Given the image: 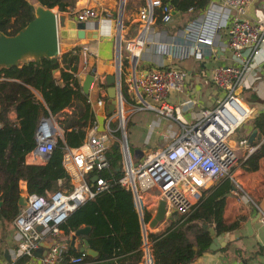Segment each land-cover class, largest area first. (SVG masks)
I'll list each match as a JSON object with an SVG mask.
<instances>
[{
  "label": "built area",
  "instance_id": "built-area-1",
  "mask_svg": "<svg viewBox=\"0 0 264 264\" xmlns=\"http://www.w3.org/2000/svg\"><path fill=\"white\" fill-rule=\"evenodd\" d=\"M251 1L225 0V4L235 11L234 15L213 20L208 13H201L175 33H170L166 27L174 16L172 3L145 0L138 11L140 26L137 34L124 39L126 60H123L121 52L117 59L119 82L115 109L111 113L108 111L110 99L106 77L97 80L95 73L87 101L92 105L96 117L87 127L83 143L76 147L67 145L64 152L63 163L70 174V185L46 194H26L27 203L21 205L13 219L14 237L18 244L16 255H32L42 240L50 239L48 251L40 257L38 264H64L62 260L69 251V243L59 237L60 225L78 206L110 188L112 178L99 172L110 165L107 150L112 144L117 145L121 152L122 175L119 181L133 192L141 212L148 206L146 193L156 190L155 204L153 208H147L155 214L160 200L165 199L167 209L164 220H169L174 211L179 214L191 213L211 181L225 177L235 180L231 170L238 155L230 138L253 113V108L239 96L237 88L251 58L264 46V20L256 22L244 17ZM70 13L77 20L91 24L98 21L100 33L113 34L117 26L120 29L123 26L122 19L113 20L108 10L93 5L82 6ZM159 17L166 27L156 26ZM106 18L111 21L108 31L103 29ZM225 27L227 42L220 38L221 29ZM116 35L119 40V33ZM215 44L223 49L228 46L233 51V63L217 64L212 70V81L224 91V95L213 107H203L194 121H188L181 114V106L170 100L173 90L185 87L187 71L167 65L164 61L143 70L139 67V58L146 48L158 58L203 59L214 51ZM81 52L83 65L74 73L80 82L82 74L90 71L88 63L92 53L86 44H82ZM71 84L77 87L73 80ZM93 89L98 90L96 96L91 94ZM126 106L130 112L152 109L173 117L179 122L180 131L166 145L148 150L140 159H134L126 131ZM98 116L103 117L102 121ZM59 136L63 134L58 114L49 112L42 115L36 130L37 144L30 151L33 159L45 162ZM240 142L248 145L247 156L258 146L249 142L247 137ZM95 175H98L96 180L93 179ZM234 190L238 195L243 190L242 198L251 199L240 183H236ZM261 220L264 223V212ZM87 254V249L72 254L68 257V263L84 264ZM150 257L148 255L147 264Z\"/></svg>",
  "mask_w": 264,
  "mask_h": 264
},
{
  "label": "trees",
  "instance_id": "trees-1",
  "mask_svg": "<svg viewBox=\"0 0 264 264\" xmlns=\"http://www.w3.org/2000/svg\"><path fill=\"white\" fill-rule=\"evenodd\" d=\"M38 1L51 8L57 6L60 11H69L76 3V0ZM163 1L171 2L175 11L203 8L209 3V0ZM34 10L30 0H0V29L16 33L34 18ZM157 21L163 23L161 17ZM81 50L82 45H76L59 57L32 59L0 69V218L12 219L20 210L22 182L26 183L27 192L39 194L70 185V174L63 163L66 146L81 145L95 118L88 94L74 76L80 68ZM58 67L60 76L54 72ZM72 80L77 87L71 84ZM34 89L42 93L43 99ZM67 108L71 111H65ZM12 111L16 112V119L11 118ZM49 112L64 116L60 119L64 134L58 137L44 163L27 162L26 155L37 144L40 117ZM253 129L258 130V138L252 143L258 146L243 159L242 167L247 171L259 169L264 157V110L253 118ZM107 156L110 165L99 174L112 178L110 188L78 206L60 225L68 235L83 225L91 226L84 236L98 253H88L85 263L93 260L96 264H139L145 263L149 254L151 264H188L210 249L212 235L204 224L215 225L221 232L236 228L243 219L238 216L227 222L224 218L227 196L236 187L232 178L225 177L204 191L191 213H176L164 228L147 231L145 225L154 214L147 207L141 213L133 192L119 181L122 175L121 169H117L121 166L119 147L112 144ZM80 252L69 246L62 262L69 264L68 257Z\"/></svg>",
  "mask_w": 264,
  "mask_h": 264
},
{
  "label": "crops",
  "instance_id": "crops-1",
  "mask_svg": "<svg viewBox=\"0 0 264 264\" xmlns=\"http://www.w3.org/2000/svg\"><path fill=\"white\" fill-rule=\"evenodd\" d=\"M30 1L34 3V1L37 0ZM114 2L116 3V0H76L75 5L70 8L69 11L63 12H66L70 17H75L70 13L71 11L79 9L85 5H93L102 10H108L110 14L113 15V9H115ZM119 12L120 6L118 10V16ZM201 13H208L211 19L218 20L221 17H230L234 15L235 11L231 10L225 4V0H209V3L203 8H195L193 10L188 9L183 11L176 10L171 22L168 23L167 27L160 22H158L156 25H159L160 28L166 27L169 29L170 33H175L177 28L184 26L185 23H187L191 18L197 17ZM114 14H117V12H115ZM244 17L256 22L263 21L264 0H252L247 7V12L244 14ZM220 38L221 41L227 42V27L221 29ZM82 44H86L87 46H89L92 52L89 57L88 67L89 70H91L94 66H96L97 80L103 78V76L106 77L107 80L108 74L117 73L116 64L113 62V57L114 55H116L117 44L113 34H106L105 32H101L100 37L97 39L77 37L76 43L72 44L70 48L62 50L64 52L76 45ZM213 48L214 51L210 54H206L203 59H196L194 57H189L181 60L170 57L158 58L149 49L146 48L142 56L139 58V67H141L143 70H145L146 68L157 66L162 61H164V63L167 65L177 66L187 71L185 87L182 90H173L170 93V100L175 104H179L181 106V114L188 121H194L203 107H213L217 103L218 99L224 95V91L216 87V85L212 81V70L217 64L233 63V51L228 46L223 49L219 46V44H215ZM80 54L81 68L83 65V54L82 52ZM88 72L89 71L82 74V84ZM60 73L61 70L55 72L56 76H60ZM106 87H108V85ZM34 91L39 98L43 99L42 93L39 90L34 89ZM97 91L98 90L93 89L91 94L93 96H96ZM237 92L249 106H251L249 103L253 105L251 106L254 111V114L251 116L252 119L250 118L248 124L244 125V128L247 129V138H249L250 134L254 130L253 118L261 110H264V46L260 48L259 53L254 54L249 64L245 68L243 78L237 88ZM143 110L147 111V114L140 116V122L148 126L145 141L146 143H149L152 135L156 136L158 140L157 145L153 147V149L166 145L174 137L177 136L180 131V124L176 119L163 113H159L156 110ZM138 111L140 110H137L136 112ZM134 113L135 112H133V114ZM10 116L11 118L16 119L17 114L15 111H12L10 113ZM58 117L60 120L64 116L60 114L58 115ZM98 118L100 121H102L103 119L102 116H98ZM60 126L62 128V134H64V128L61 121ZM142 150L143 153H145L147 149L144 150L142 148ZM26 160L27 162L32 163H44V161H42L41 159L34 160L30 152L26 155ZM263 162L264 157L261 159V164ZM241 168H237L235 171L233 169L231 170V173L236 180L233 181L235 182V184L241 183L246 188L248 187V191L245 190V192L246 194L250 195L251 199L246 200L245 198H242V195L244 194L243 190L240 191L239 195L235 192V190H232V192L227 196L226 206L224 209V218L227 222H232L238 216H243L241 223L234 229L224 230L221 232H218L216 230L215 225H211L213 228H215L217 234L225 232L224 240H221L219 246L213 249L210 248L209 250L203 252L188 264H264V223L261 220V215L256 219L257 213L261 209L259 207V203L264 196V188L260 186H254L250 183L249 178L251 177V175L255 174L256 170L247 171L242 167V163ZM219 180L220 179L211 181L206 189L217 183ZM155 191L156 190H151V192L146 193L145 202H147V205L150 208H153L155 204ZM27 193L29 192H27L26 190L25 194ZM13 219L14 217L12 219H9L4 216L0 218V264H38L41 256L37 254H15L18 244L14 237L15 225ZM249 219H252L253 221L251 227L248 225ZM166 222V220H163L156 227L148 226V224H146L145 228L147 229V231L150 229H162L166 226ZM73 233L74 231L68 235L64 233L63 229H61L59 237L68 242L69 246L71 247L70 240ZM85 238L86 237L84 236V234L79 235V239L83 240ZM49 240L50 239L42 240L43 244L41 245L49 248L47 246V244H49ZM77 246L78 249L75 251H81L87 248L84 242L77 243ZM145 247L146 249H148V244ZM145 261V263L141 262L139 264H147V258ZM84 264L96 263L95 261L90 260Z\"/></svg>",
  "mask_w": 264,
  "mask_h": 264
},
{
  "label": "water",
  "instance_id": "water-1",
  "mask_svg": "<svg viewBox=\"0 0 264 264\" xmlns=\"http://www.w3.org/2000/svg\"><path fill=\"white\" fill-rule=\"evenodd\" d=\"M34 18L30 20L25 26L20 28L14 34H8L0 29V69L4 67H11L23 62L34 60H41L42 57L53 58L59 57L63 52L62 49H68L78 38H91L97 39L100 37V24L96 21L94 24L88 21L77 20L74 17L68 16L66 12L56 11L51 7H48L41 2L34 1ZM125 8V0H120V12L118 19H122L123 10ZM121 52V40H117V57ZM60 68H56L54 72L59 71ZM96 66H94L87 74L83 81L82 87L85 93L90 92V86L95 79ZM119 75L117 73H110L107 75V90L110 101L108 102V111L111 113L115 109L116 96L118 92ZM258 130L254 129L249 136V142H253L257 138ZM136 158L143 156L142 149H136L134 153ZM117 169H121L118 166ZM98 178V175L94 176V180ZM22 194L19 198L20 205L27 203V196L25 194L27 185L25 182L21 184ZM166 201L161 199L157 207V211L153 218L149 222L152 227L157 226L166 217ZM260 210L257 213V218L264 212V196L261 199ZM2 206V200H0V210ZM139 211L140 207L138 208ZM142 213V212H141ZM177 212H172L171 218ZM252 219L248 220V225L252 226ZM208 227L213 235L209 248L213 249L220 245L221 240H224L225 232L217 234L215 228L204 224ZM91 229L90 225H83L79 227L71 236L70 245L74 250L78 249L77 243L84 242L88 247V253L96 255L98 251L89 246V240L87 238L81 240L79 235L87 234ZM45 243V242H44ZM47 246L50 245V240ZM43 242H40V245ZM34 250V254L43 256L47 253L48 248L41 245ZM45 245V244H44ZM149 255V254H148ZM147 255V260H148ZM148 264H151V257Z\"/></svg>",
  "mask_w": 264,
  "mask_h": 264
},
{
  "label": "rangeland",
  "instance_id": "rangeland-1",
  "mask_svg": "<svg viewBox=\"0 0 264 264\" xmlns=\"http://www.w3.org/2000/svg\"><path fill=\"white\" fill-rule=\"evenodd\" d=\"M144 2H145V0H125V9L123 11V16H122V21H123L122 29L123 30H121L122 32H121V34H119L120 35L119 39L121 38V53H122L124 61L126 60V54H127V49H126V44H125L124 39L135 36L137 34L138 28L140 26L139 21L137 20L138 11H139V8L144 4ZM126 4H127V8H126ZM114 6H115V9H113L114 13L117 12V14L113 13V15L111 14L110 16H111V18H113V20H116V19L118 20V10H119V6H120V0H116V3L114 2ZM52 8L55 9L56 11H60L57 6L52 7ZM157 23H158V21L156 22V24ZM119 28L120 27L117 26L115 31H113L114 32L113 36L116 40V44H117V35L116 34H118V31H120ZM177 30H178V28H177ZM117 59H118V57H117V45H116V55H114V57H113V62L115 64L117 63ZM249 104L251 106H253L251 103H249ZM133 112H135V113L133 114ZM145 114H147V111H144V110L141 111L140 110L138 112H136V111L130 112L127 109V106L125 107L126 131L128 133V140H129V143L131 145L130 146L131 150L133 152L136 149H142V148L144 150L147 149L146 151H148L150 149H153V147H155L158 143L157 137L154 135H152L149 143H146V141H145V136L147 133L148 126L145 124H142L140 122L141 121L140 116L145 115ZM253 114H254V111H253L252 115ZM250 118L252 119V117H249V119L246 120L247 122L245 121L246 123L243 122L235 130V132L231 135V138H230V141L233 144V146H235V150H236V153L238 155V159L236 161V164L232 168L234 171L237 168H241L242 160L244 159L245 156H247L248 145L241 144L240 141L243 138L247 137V135H248L247 129L244 128V125L248 124V122L250 121ZM134 159H136V158L134 157ZM260 166L261 167H259V169L256 170L255 174L251 175V177L249 179H250V183L253 184L254 186H260V187L264 188V162ZM242 187L244 190L248 191V187L246 188L244 185H242ZM177 214H179V213H177ZM166 221H167L166 224H168V220H166ZM148 226H150V225L148 224Z\"/></svg>",
  "mask_w": 264,
  "mask_h": 264
},
{
  "label": "bare ground",
  "instance_id": "bare-ground-1",
  "mask_svg": "<svg viewBox=\"0 0 264 264\" xmlns=\"http://www.w3.org/2000/svg\"><path fill=\"white\" fill-rule=\"evenodd\" d=\"M106 19H107V18H106ZM110 22H111V21L108 20V19L105 20V25H103V29H104V30H107V31L109 30V25H108V24H109ZM119 30H120V31H118V33L121 34V32H122L121 30H122V29L119 28Z\"/></svg>",
  "mask_w": 264,
  "mask_h": 264
}]
</instances>
